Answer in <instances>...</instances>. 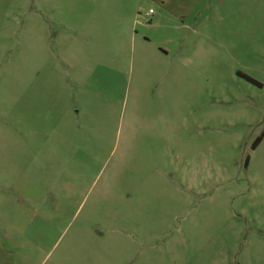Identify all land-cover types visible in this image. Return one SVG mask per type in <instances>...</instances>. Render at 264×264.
Wrapping results in <instances>:
<instances>
[{
	"label": "rangeland",
	"instance_id": "374dc122",
	"mask_svg": "<svg viewBox=\"0 0 264 264\" xmlns=\"http://www.w3.org/2000/svg\"><path fill=\"white\" fill-rule=\"evenodd\" d=\"M163 1L0 0V264H264V0Z\"/></svg>",
	"mask_w": 264,
	"mask_h": 264
},
{
	"label": "crops",
	"instance_id": "0c3cea01",
	"mask_svg": "<svg viewBox=\"0 0 264 264\" xmlns=\"http://www.w3.org/2000/svg\"><path fill=\"white\" fill-rule=\"evenodd\" d=\"M202 1L203 0H182V4L183 5L185 4V2H187L188 5L187 6H182L180 8V11L182 13H179L176 16L178 18H180V19L185 17L184 14H187L189 17H192L191 14L194 13L195 9L198 8V6L201 4ZM162 3H163V5H165L163 0H162ZM108 5L112 6V4H108ZM108 5H104L103 8H106V9L109 8ZM115 5L116 6L113 7L110 10V14H111L112 20H118L119 21V18L121 16V12L123 11V8H125V6L122 3H118V4H115ZM158 20H159V16H157V17L155 16L154 17V21L156 22ZM182 26H183V24H181V27ZM134 40H135V38L132 37V43H134ZM164 40H165V42L167 41L166 42L167 45H169L170 43L173 44V42L175 41L174 39H172L170 41V43L168 44L169 38H166ZM183 41H185L184 38H182V41H180L182 46L185 43ZM177 49H178V52H179V50H180L179 46H177ZM117 50H118V48H117ZM172 55H173V53L169 52L166 48H158V50L155 51V53H152L150 56H148L147 54L143 53V56H141L142 57L141 58L142 59L141 63L143 65V67L146 66V61L144 59L145 58H152L151 59L152 62L150 64V68H151V71H152L151 72L152 73L151 74V76H152L151 80L152 81L156 82V80L159 78V76L162 73H165L166 70L168 71V69L164 68V63H165V61L168 58H171ZM116 63H117L116 66H115L116 69L120 68V66L118 65V61ZM96 67L97 68L101 67L100 70H103V69L107 68L108 67L107 59H105L104 57H99L98 65H96ZM93 86H95V85H93Z\"/></svg>",
	"mask_w": 264,
	"mask_h": 264
},
{
	"label": "trees",
	"instance_id": "16d2710c",
	"mask_svg": "<svg viewBox=\"0 0 264 264\" xmlns=\"http://www.w3.org/2000/svg\"><path fill=\"white\" fill-rule=\"evenodd\" d=\"M238 76H239L240 78H242V79H244V80H246V81L252 83V84H255V85H257V86H260V85H259L257 82H255L253 79H251V78H249V77H247V76H245V75H243V74H238ZM263 138H264V130H263L262 133L259 135V137L256 138V140H255L254 143H253L252 148L255 149V148L259 145V143L262 141Z\"/></svg>",
	"mask_w": 264,
	"mask_h": 264
},
{
	"label": "built area",
	"instance_id": "2783aa9c",
	"mask_svg": "<svg viewBox=\"0 0 264 264\" xmlns=\"http://www.w3.org/2000/svg\"><path fill=\"white\" fill-rule=\"evenodd\" d=\"M150 14H153L152 10H149V12L146 14V17H149Z\"/></svg>",
	"mask_w": 264,
	"mask_h": 264
}]
</instances>
